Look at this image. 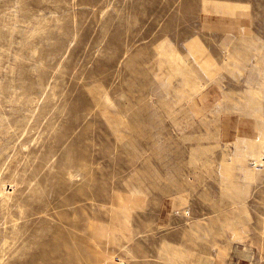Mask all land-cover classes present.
<instances>
[{
  "label": "rangeland",
  "instance_id": "1",
  "mask_svg": "<svg viewBox=\"0 0 264 264\" xmlns=\"http://www.w3.org/2000/svg\"><path fill=\"white\" fill-rule=\"evenodd\" d=\"M0 264H264V0H0Z\"/></svg>",
  "mask_w": 264,
  "mask_h": 264
}]
</instances>
